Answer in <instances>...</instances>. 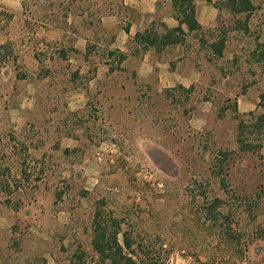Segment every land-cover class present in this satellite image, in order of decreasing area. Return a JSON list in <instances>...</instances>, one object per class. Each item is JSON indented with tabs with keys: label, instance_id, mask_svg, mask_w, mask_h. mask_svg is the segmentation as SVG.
Here are the masks:
<instances>
[{
	"label": "rangeland",
	"instance_id": "1",
	"mask_svg": "<svg viewBox=\"0 0 264 264\" xmlns=\"http://www.w3.org/2000/svg\"><path fill=\"white\" fill-rule=\"evenodd\" d=\"M50 1L0 0V264H96L95 209L121 218L157 264H264V139L255 152L238 144L264 88L253 61L264 0L237 15L213 0L206 37L226 36L222 57L187 33L189 82L168 87L131 85L100 36L93 54L74 51L73 33L45 24ZM246 18L247 31L234 28ZM242 196L254 199L250 212ZM213 197L244 253L209 214Z\"/></svg>",
	"mask_w": 264,
	"mask_h": 264
},
{
	"label": "crops",
	"instance_id": "2",
	"mask_svg": "<svg viewBox=\"0 0 264 264\" xmlns=\"http://www.w3.org/2000/svg\"><path fill=\"white\" fill-rule=\"evenodd\" d=\"M56 1L57 9L43 10V19L49 30H58L63 34L70 31L69 33L74 34L76 37L74 51L93 54L88 42L100 36L106 41L102 46L124 54L120 67L124 66L131 73L129 77L131 85H134L135 80L161 87L179 83L185 85L189 82L192 69L184 65L187 58L182 43L167 44L158 49L154 45H146L138 38H134L136 32H142L148 27L157 30L160 22L168 28L177 25L171 0ZM213 2V0L211 2L194 0L196 20L203 27L215 23L216 8ZM43 3L54 6L50 0H43ZM182 27L186 31V27L184 25ZM111 63L110 57L102 58L101 64L104 70H110ZM94 64L95 67L92 69L94 68L95 72L90 80L99 76L97 70L101 66ZM84 66L85 64L81 65L79 70Z\"/></svg>",
	"mask_w": 264,
	"mask_h": 264
},
{
	"label": "trees",
	"instance_id": "3",
	"mask_svg": "<svg viewBox=\"0 0 264 264\" xmlns=\"http://www.w3.org/2000/svg\"><path fill=\"white\" fill-rule=\"evenodd\" d=\"M207 1L211 2V0ZM212 4L218 9L223 5L233 15L242 13L248 14L255 8L253 0H220V6L215 2ZM171 7L174 12L173 16L177 20L176 26L168 28L164 23L160 22L157 30L148 27L142 32H136L134 38H138L146 45H154L156 48L160 49L167 44L182 43L187 33H194L200 46L207 47L208 54L217 58L222 57L226 36L220 34L208 41L206 35L212 36L214 28H206L198 23L195 16L194 0H171ZM234 21L236 23L234 28L241 29L242 32L245 30L247 31V18L243 20L235 19ZM182 25L186 27V31L183 29ZM256 44L257 48L254 51L253 61L259 66L260 72L264 74V42H258ZM118 54V61L121 62L125 56L121 52ZM258 99L256 108L246 114L250 119L240 120L238 124V131L240 134L238 137V144L243 151H258L264 139V88L260 91ZM247 132L254 136L251 139H247L243 135ZM225 183V178L221 176L220 184L227 192L228 189ZM212 199L213 200L210 202L212 209L209 210V214H211V217H214V219L217 218V220H219V218H222L224 220L222 222L225 225L227 237L230 236L234 238L237 251L241 254L244 253L245 245H242L239 241L241 233L233 229L230 225L231 221H229L228 215L220 210L223 200L218 197H213ZM236 199L241 203L244 210L248 212L256 206L254 205V199L251 197L242 196ZM121 221V218L113 216L110 212H103L100 209L94 210L91 220V246L98 256L96 264H157L153 261V257H143L141 255L142 246L140 241H135L131 231L121 227ZM256 233H258L260 237H264L263 228L256 229ZM225 245L230 246L228 243ZM210 263L213 264V261L211 260ZM159 264H163V262Z\"/></svg>",
	"mask_w": 264,
	"mask_h": 264
}]
</instances>
